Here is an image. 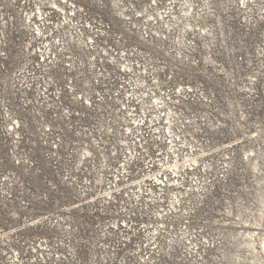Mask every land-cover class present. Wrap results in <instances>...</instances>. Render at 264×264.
I'll use <instances>...</instances> for the list:
<instances>
[{
	"label": "built area",
	"instance_id": "1",
	"mask_svg": "<svg viewBox=\"0 0 264 264\" xmlns=\"http://www.w3.org/2000/svg\"><path fill=\"white\" fill-rule=\"evenodd\" d=\"M104 1L0 0V82L7 76L8 83L0 104L5 106L2 114L13 157L10 162L0 156V164L9 161L16 167L26 165L23 174L15 168L0 167L6 172L0 174V264H114L118 258L111 257L112 250L106 245L118 232L125 238L118 241L123 245L132 242L139 230L145 232L146 245L153 243L166 223L162 213L166 209H160V200L171 181L179 178L181 182L189 174L192 179L185 184H197L196 162H184L185 156L195 154L174 132L181 105L191 101L196 110V100L186 95H162L158 71L147 79L146 74L152 70L147 65L152 61L146 60L142 66L143 75L136 72L140 68L133 66L126 55L123 60L116 56L112 50L116 46V23L110 11L105 13ZM157 14L162 17L160 11ZM57 72L65 75L63 92L69 95H53L49 79ZM16 74V80L9 82ZM74 74L78 82L72 91L69 76ZM169 76L167 73L166 79ZM41 80L45 83L39 84ZM34 89L40 95L38 100L31 97ZM58 116L62 123L47 121V117ZM38 118L45 122L37 127L42 139L34 133L36 122L30 123ZM55 130L59 131V140H49ZM88 134L95 135L87 139ZM45 145L83 150L72 163L75 168L62 170L63 185L44 179L51 191L39 198L47 200L61 193L62 186L63 192H74L75 202L81 200L85 207L70 199L64 203L55 199L49 206L37 208L23 201L25 192L30 195L19 190L23 180L39 179L44 169L52 172L63 163L51 155L44 160L33 155L17 158L14 151H24L28 146L37 152L36 147ZM90 160L91 173L87 165ZM74 171L82 175L78 177ZM73 181L79 182L76 191L66 188ZM173 197L178 199L175 193ZM151 205L156 207L155 218L150 212L147 219L143 218L140 210ZM104 219H108L105 229ZM85 230L91 232L90 236L82 235ZM83 238L93 242L94 251L100 246L109 248L108 257H94L96 253L82 257L73 241ZM149 250L143 247L145 255H141L139 264H151ZM128 258L122 257L117 264H128Z\"/></svg>",
	"mask_w": 264,
	"mask_h": 264
},
{
	"label": "rangeland",
	"instance_id": "2",
	"mask_svg": "<svg viewBox=\"0 0 264 264\" xmlns=\"http://www.w3.org/2000/svg\"><path fill=\"white\" fill-rule=\"evenodd\" d=\"M104 4L105 13L108 15L110 11L116 23V46L112 48L116 56L123 60L126 55L133 66L140 68L134 70L143 75L142 66L146 60L152 61L147 65L152 69L146 74L147 79L158 71L162 95H186L196 100V110L191 101L181 105L178 129L174 125V132L179 140H183L181 136L185 139L183 145L189 144L197 156V184L194 187L185 184L192 179L188 178L189 174L181 182L179 178L171 181L160 200V209L167 211H162L166 223L153 243L146 245L145 232L139 230L132 242L123 245L125 238L117 231L106 245L112 250L111 257L119 259L114 264L121 263L122 257H129L128 264H139L141 255H145L143 247L150 249L151 264H264L263 246L259 242L254 249L240 245L242 235H237L239 230L252 229L257 221L264 225V0H113L111 3L105 0ZM159 11L162 17H158ZM167 73L170 76L166 79ZM130 76L134 79V73ZM17 77V74L11 75L9 82ZM62 77L59 72L52 74L58 85L49 79L53 95L70 94L63 92L62 81L66 78L64 74ZM6 79L7 76L0 82V95L8 89ZM69 79L72 91L76 90L78 77L74 74ZM42 83L45 82L41 80L39 84ZM32 94V99H39L36 89ZM3 109L5 106L0 104V156L12 162L11 139L5 133ZM47 118L50 123H62L58 121L59 116ZM30 121L31 125L36 122L34 133L42 139L37 127L45 122L39 118ZM93 135L88 134L86 138ZM52 137L59 140V131L49 134V140ZM36 149L37 152L26 146L24 151H14V155L22 159L24 155L27 158L33 155L39 160L51 155L63 164L55 171L52 168V172L44 169L39 179L23 180L19 190L30 194L25 192L23 201L35 208L49 206L55 199L62 203L69 199L75 202L74 192L66 194L62 186L61 193L52 194L47 200L39 197L51 191L45 178L55 180L50 183L63 185L62 170L75 168L72 163L83 149L65 146L53 149L48 145ZM9 161L0 167L25 173V164L16 167ZM87 165L91 173V160ZM74 172L78 177L82 175ZM2 173L6 172L0 168ZM71 183L66 188L79 189V182ZM174 193L178 195L177 200ZM77 203L85 207L81 200L73 204ZM153 206L140 210L143 218L147 219V212L155 218ZM88 208L92 209L93 205ZM107 222L108 219L102 221L104 229ZM86 230L82 235L90 236L91 232L87 234ZM92 243L85 238L73 241L82 257H92V253H96L94 257H108L109 248L100 246L94 251Z\"/></svg>",
	"mask_w": 264,
	"mask_h": 264
},
{
	"label": "bare ground",
	"instance_id": "3",
	"mask_svg": "<svg viewBox=\"0 0 264 264\" xmlns=\"http://www.w3.org/2000/svg\"><path fill=\"white\" fill-rule=\"evenodd\" d=\"M190 161L197 163V159L195 156H193V157L185 156L184 157L185 164H188ZM261 215H263L262 212H261ZM260 226H261V224L258 223V221H257L256 225L254 227H252V229L251 228L250 229L244 228L243 231L242 230L237 231V235H239V236L242 235V239H243L239 244L240 245L245 244V245H247L248 248L254 249L256 247L255 245H257V242H259L258 244H261L264 248V225H262L261 227ZM255 229H257L258 231H256ZM255 236H256V238H255ZM246 238H248V240ZM255 256L256 255H253V257H255Z\"/></svg>",
	"mask_w": 264,
	"mask_h": 264
}]
</instances>
